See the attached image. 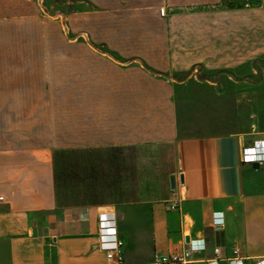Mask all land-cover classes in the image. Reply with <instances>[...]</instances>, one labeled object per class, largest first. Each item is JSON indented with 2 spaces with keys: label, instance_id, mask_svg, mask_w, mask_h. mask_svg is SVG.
<instances>
[{
  "label": "crops",
  "instance_id": "1",
  "mask_svg": "<svg viewBox=\"0 0 264 264\" xmlns=\"http://www.w3.org/2000/svg\"><path fill=\"white\" fill-rule=\"evenodd\" d=\"M87 1L92 39L38 42L35 2L0 0L13 31L0 41V264H110L103 212L116 216L123 264H174L165 258L201 239L194 264L264 257V165L242 161L264 140L259 100L223 114L219 131L186 121L181 104L198 69L235 78L252 66L260 79L264 7Z\"/></svg>",
  "mask_w": 264,
  "mask_h": 264
},
{
  "label": "rangeland",
  "instance_id": "2",
  "mask_svg": "<svg viewBox=\"0 0 264 264\" xmlns=\"http://www.w3.org/2000/svg\"><path fill=\"white\" fill-rule=\"evenodd\" d=\"M31 1L36 4V16L30 18L31 39L38 42L92 39V34L84 30L85 25L93 27V18L89 10L92 6L89 1ZM12 32V28L5 23L4 17H0V41L9 39ZM251 68L252 66L247 67L244 71L245 75L241 77L236 75L235 78L232 76L229 78L228 73L232 72H202L198 69L194 76L195 82L198 83L194 85L193 97L181 98L186 121L205 122L204 126L212 127L213 131H219L223 114L225 116L234 114L235 117L237 105H249L252 99L259 100L261 112L264 113V64L260 66L259 80L253 78ZM254 88L260 90L259 97H253L252 89ZM240 90H245L247 96H239Z\"/></svg>",
  "mask_w": 264,
  "mask_h": 264
},
{
  "label": "built area",
  "instance_id": "3",
  "mask_svg": "<svg viewBox=\"0 0 264 264\" xmlns=\"http://www.w3.org/2000/svg\"><path fill=\"white\" fill-rule=\"evenodd\" d=\"M258 6L264 7V0H254ZM164 9L161 13L164 14ZM242 161L245 163H259L264 165V140L256 141L253 145L244 147ZM2 199V197H0ZM170 209L180 207V199L175 198L170 201ZM221 212L214 213L213 221L215 225H221L224 218ZM122 240L118 235L117 220L114 213L103 212L99 216V248L107 255L110 264H123ZM206 249L205 240H191L188 247L182 254L172 255L165 258L166 262L174 264H194L191 254ZM229 264H244V258L236 254L228 260ZM207 264H218V260L208 261ZM253 264H264V257L257 258Z\"/></svg>",
  "mask_w": 264,
  "mask_h": 264
},
{
  "label": "water",
  "instance_id": "4",
  "mask_svg": "<svg viewBox=\"0 0 264 264\" xmlns=\"http://www.w3.org/2000/svg\"><path fill=\"white\" fill-rule=\"evenodd\" d=\"M171 185H172V188H175V178H171Z\"/></svg>",
  "mask_w": 264,
  "mask_h": 264
}]
</instances>
